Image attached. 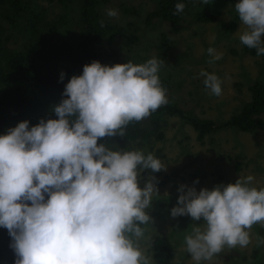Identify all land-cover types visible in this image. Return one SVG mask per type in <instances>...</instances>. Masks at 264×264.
I'll list each match as a JSON object with an SVG mask.
<instances>
[{
	"label": "clouds",
	"instance_id": "clouds-1",
	"mask_svg": "<svg viewBox=\"0 0 264 264\" xmlns=\"http://www.w3.org/2000/svg\"><path fill=\"white\" fill-rule=\"evenodd\" d=\"M184 9L177 3L173 15ZM234 10L245 28L241 44L264 55V0H239ZM107 15L118 12L109 9ZM207 53L209 63L222 58L212 47ZM164 63L93 61L65 85L66 98L53 109L56 119L32 127L25 120L0 135V228L11 238L14 264H153L141 241L150 240L144 226L152 224L147 210L159 197V181L149 175L139 185L145 170L158 173L166 166L152 153L113 150L98 141L124 137L130 123L168 104L158 75ZM199 75L210 95L222 94L217 75ZM64 78L61 72L60 82ZM252 181L248 176L197 191L195 180L177 188L170 216L193 221L184 251L194 264L211 261L225 248L247 247L253 225L264 226V188L250 187Z\"/></svg>",
	"mask_w": 264,
	"mask_h": 264
},
{
	"label": "rangeland",
	"instance_id": "rangeland-1",
	"mask_svg": "<svg viewBox=\"0 0 264 264\" xmlns=\"http://www.w3.org/2000/svg\"><path fill=\"white\" fill-rule=\"evenodd\" d=\"M46 9V20L54 22L63 15V8L57 2L35 0ZM191 8L184 20L176 27L168 22L153 19L147 25L146 15L153 9L150 0H105L101 11L107 17L109 9H115L118 15L109 17L111 21L127 29L126 35L135 34L139 37L137 43L129 48L125 45L126 38L117 40L114 50L118 53L117 64H143L152 58L165 61L160 69L159 78L166 79L170 86L166 89L168 103L175 104L185 112H191L199 119H210L223 122L236 114L250 101L249 87L263 79L264 62L259 57H253L243 52L239 36L245 30L239 19L236 28L227 32L234 15V5L239 0L229 3L224 0H210L203 5L202 0H188ZM124 8H133L136 15L124 14ZM218 13L215 23L196 22L193 14L196 11ZM238 16V15H237ZM162 35L167 37V51L159 50ZM22 36L14 33L9 41V47H17ZM212 47L222 58L214 63L207 49ZM215 74L222 81V94L219 97L210 95L205 89L200 76L201 71ZM264 120V112L261 114ZM150 117L142 120V126L150 125ZM159 132L162 138L155 136L148 140L123 142L124 147L133 150H143L145 155L152 153L166 166V170L151 173L145 170L141 173L140 187L144 180L155 176L159 181L158 195L152 199L147 210L152 224L146 227L145 239L141 246L147 255L152 256L156 264L150 241L154 236L167 238L174 246V264H194L190 255L184 251V236L191 232L193 221L190 217L170 216V209L176 206L177 188L180 185L192 186L193 181L197 191L201 188L211 190L215 185L235 183L237 179L253 177L250 187H264V128L252 133L241 132L234 128L222 129L203 141H199L193 128L178 116H162ZM150 126H148L149 128ZM167 193V196L165 195ZM162 200L165 206L159 214H155L154 203ZM196 226L203 220L195 222ZM258 238L264 239V226L253 225L251 243L244 248H225L223 252L211 261L202 264H264V244L257 245ZM0 253V264H14Z\"/></svg>",
	"mask_w": 264,
	"mask_h": 264
},
{
	"label": "trees",
	"instance_id": "trees-1",
	"mask_svg": "<svg viewBox=\"0 0 264 264\" xmlns=\"http://www.w3.org/2000/svg\"><path fill=\"white\" fill-rule=\"evenodd\" d=\"M49 1H57L63 8V15L54 22L46 20V9L35 0H0V135L25 120L32 127L40 119H56L53 109L66 98L62 97V93L72 76L82 74L83 66L93 61L107 66L117 64L118 53L114 50L117 40L126 38L125 45L128 48L139 40L135 34L126 35V28L113 23L103 14L101 6L105 0ZM150 1L153 9L146 15L147 25L157 19L176 27L195 7V3L190 6L188 0ZM177 3L185 4V9L173 15ZM123 12L126 15L137 14L133 8H124ZM218 17V13L204 10H197L193 14L194 20L200 23H215ZM237 20L238 16L234 15L227 32L235 30ZM100 21L104 22V27L100 26ZM14 33L22 36V40L17 47L10 48L9 41ZM162 36L159 50L166 52L167 37ZM243 52L259 57L264 62V55L258 56L255 49L243 46ZM61 72L65 73L63 82L59 80ZM160 80L162 87L168 89L170 83L164 78ZM249 92L250 101L223 122L199 119L191 112L168 103L150 116L149 128L143 127L142 121L132 122L125 129L124 137H106L99 140L98 144L106 143L113 150H133L124 147L123 142L145 141L153 136L161 139L160 121L165 114L178 116L188 123L199 141L222 129L255 132L264 128L261 118L264 112V73L261 81L249 87ZM164 206L162 200L155 202L154 213L159 214ZM10 243L7 230L0 228V253L4 254L1 257L13 261L16 257L9 247ZM150 244L156 264H174L176 253L167 238L154 236Z\"/></svg>",
	"mask_w": 264,
	"mask_h": 264
}]
</instances>
